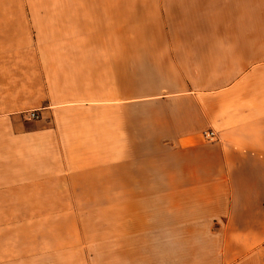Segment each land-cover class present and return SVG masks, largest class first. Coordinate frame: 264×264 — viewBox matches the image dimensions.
<instances>
[{
	"label": "crops",
	"instance_id": "obj_1",
	"mask_svg": "<svg viewBox=\"0 0 264 264\" xmlns=\"http://www.w3.org/2000/svg\"><path fill=\"white\" fill-rule=\"evenodd\" d=\"M54 4L59 18L86 21L53 64L69 66L60 83L73 88L61 98L105 100L100 137L63 147L56 129L20 122L22 103L2 98L0 211L39 210L20 197L60 196L63 182L76 190L77 179L92 180L84 188L117 197L118 236L133 245L100 253L101 264H264V0ZM41 52L0 47V59H43L45 68ZM95 67L117 84L99 96L77 86L94 83ZM209 129L211 141L201 136ZM3 221L0 264L87 256L47 236L44 221L30 233L18 223L21 234Z\"/></svg>",
	"mask_w": 264,
	"mask_h": 264
},
{
	"label": "rangeland",
	"instance_id": "obj_2",
	"mask_svg": "<svg viewBox=\"0 0 264 264\" xmlns=\"http://www.w3.org/2000/svg\"><path fill=\"white\" fill-rule=\"evenodd\" d=\"M54 7V0H0V47H9L12 52L43 51L42 58L46 54L47 59L45 68L40 66L43 59H0V87L8 88L7 91H0V100L12 97L17 103L20 101L22 107L18 112L19 121L27 125H38L40 128L45 126L56 129V134H61L63 147L80 143L85 145V140L100 137L102 102L105 100L92 103L61 98L69 95L72 87L68 83H60V80H68L69 66L65 63L61 69L55 68L53 62L57 55L60 56L63 47L68 49L71 39L76 43V33L80 34L86 21L59 18V9L55 11ZM96 22L99 26L100 21ZM30 71H35L37 75H30ZM103 71L105 70L95 67L94 83L78 84V89L94 90L93 94L99 96L102 88H111L114 77L103 74ZM73 86L75 88L76 85ZM123 86L128 89L131 85L126 83ZM19 88L23 90L18 91ZM69 174L63 172V176ZM77 174L79 177L96 175L83 172ZM77 180L79 186L76 190L67 189L66 182H63L60 196L20 197V203L39 210L0 211V226L6 224L3 220L11 221L13 225H20V228L8 226L9 234H21L18 230L26 229L18 223H27L30 233L33 228L29 226L34 221H44L47 236H60L63 243L77 242L74 251L87 255L81 258L79 256V264H101L103 261L100 253L132 252V243L123 242V238L118 236L117 197L103 196L96 188H84L89 187L92 180ZM37 230H41V227L36 228L35 234L38 233Z\"/></svg>",
	"mask_w": 264,
	"mask_h": 264
},
{
	"label": "built area",
	"instance_id": "obj_3",
	"mask_svg": "<svg viewBox=\"0 0 264 264\" xmlns=\"http://www.w3.org/2000/svg\"><path fill=\"white\" fill-rule=\"evenodd\" d=\"M201 136L205 140H209V141L214 140V132L210 129L203 131Z\"/></svg>",
	"mask_w": 264,
	"mask_h": 264
}]
</instances>
